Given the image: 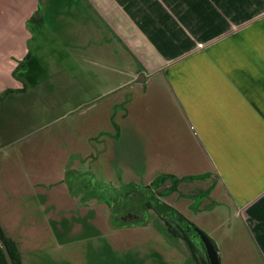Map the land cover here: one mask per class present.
<instances>
[{
  "label": "crops",
  "instance_id": "0c3cea01",
  "mask_svg": "<svg viewBox=\"0 0 264 264\" xmlns=\"http://www.w3.org/2000/svg\"><path fill=\"white\" fill-rule=\"evenodd\" d=\"M44 1L37 0L34 13L21 20L18 45H3L0 37V64L6 54L12 55V66L29 55L25 65L34 69L31 75L41 74L29 79L5 76L0 83V93L27 87L0 102V197L14 196L2 190V169H11L12 161L22 179L21 198L30 192L32 197H52L53 181L45 182V170L30 173L20 163L22 149L43 138L58 119L89 106L85 101L88 94L93 97L90 92L96 93L93 103L124 87L145 88L149 80L129 82L127 70L133 66L153 72L150 78L165 73L231 208L208 237L225 262L239 258V264H254L241 242L228 241L237 240L242 231L264 264V0ZM47 73L55 85L57 78L71 89L55 106L49 88H37L51 85ZM129 91L109 107L110 131L104 133H113L111 120L121 132L120 119L134 113L129 106L138 93Z\"/></svg>",
  "mask_w": 264,
  "mask_h": 264
},
{
  "label": "rangeland",
  "instance_id": "374dc122",
  "mask_svg": "<svg viewBox=\"0 0 264 264\" xmlns=\"http://www.w3.org/2000/svg\"><path fill=\"white\" fill-rule=\"evenodd\" d=\"M40 2L45 4L44 0ZM37 5V0H0L3 45L8 41L12 46L18 45L23 36L20 22L32 15ZM30 25L27 24L29 29ZM10 27H14L16 33H9ZM9 52L12 53V49ZM6 57L5 63L0 64V74L4 75V79L0 75V83L5 76L10 79L15 74L28 79L41 75L38 72L31 75L34 69L25 65L28 59L24 56L15 62V66L10 62L12 55L6 54ZM133 67L127 70L129 82L138 77L143 83L149 80L145 88L116 87L124 88L93 103L96 93L87 91L93 95L86 97L85 105L89 106L58 119L54 126H48L46 130L49 132L43 138L31 141L34 144L22 149L20 163H26L30 173L45 170L44 174L48 176L45 182L53 181L52 197H32L30 192V197L21 198L22 186L19 188V184L22 179L16 168L17 162L10 159L12 168L3 167L2 190L14 196L0 197V228L4 237L15 244L22 264H192L186 258L185 246L177 242L174 247L173 241L163 235L162 226L157 224L153 215H150L148 227L133 225L113 230L106 221L107 214L102 213L104 206L76 207L73 199L65 194L63 178L59 177L63 174L61 165L67 159L73 160L76 170L94 169L97 172L95 184L100 188L127 183L145 187L151 180L157 181L161 185L160 200L206 234L213 232L230 216L231 208L222 180L213 169L208 152L187 123L176 87L165 79V73L150 78L153 72ZM46 78L51 85L37 88L48 87L53 93L52 105L55 106L59 96L70 94V85H61L62 81L57 78L55 82L58 84L55 85L51 73H47ZM30 88L35 91L36 87ZM102 89L107 91L105 87ZM129 90L138 93L129 106L135 111L125 121L120 119L119 138L116 146L111 145L108 136L100 133L110 131L108 109L130 93ZM170 183L176 190L166 188ZM21 209L25 212H20ZM62 222H66L68 231L62 230ZM236 222L233 220L231 224L239 227ZM210 236L213 238L212 233ZM233 239L227 240L241 242L246 254L254 258L253 263L261 264L254 245L242 231L237 240ZM217 253L220 264H230L224 261L220 252ZM232 262L239 264L240 260L233 259Z\"/></svg>",
  "mask_w": 264,
  "mask_h": 264
},
{
  "label": "flooded vegetation",
  "instance_id": "af4514ba",
  "mask_svg": "<svg viewBox=\"0 0 264 264\" xmlns=\"http://www.w3.org/2000/svg\"><path fill=\"white\" fill-rule=\"evenodd\" d=\"M111 122L113 133L102 132L100 135L108 136L111 140L110 144L116 146L120 130L118 125L114 124L112 120ZM72 161L69 160L65 166L62 185L65 187V194L73 199L76 207L86 209L104 206L102 213L107 214L106 221L109 228L113 230L133 225L148 227L150 215H153L157 219V224L162 226L163 235L173 241L174 247L177 246V242L185 246L188 253L187 260L189 259L192 264H209L200 236L204 235L208 238L216 250L212 240L197 225L160 200L161 185H158L157 181L151 180L145 187L127 183L114 186L104 185L100 188L95 184L97 172L94 169L76 170ZM166 188L176 190V187L171 183L166 185ZM148 202H151V207H148ZM60 225H62L63 231H68L66 222H62ZM156 257L157 255L154 258Z\"/></svg>",
  "mask_w": 264,
  "mask_h": 264
},
{
  "label": "trees",
  "instance_id": "16d2710c",
  "mask_svg": "<svg viewBox=\"0 0 264 264\" xmlns=\"http://www.w3.org/2000/svg\"><path fill=\"white\" fill-rule=\"evenodd\" d=\"M28 58H29V55H25V59L27 60ZM19 66L22 67L23 64H22V66H21V64ZM25 89H26V86L23 84V88L20 89V90H12V89H10V90H6L5 92H2V94L0 95V102L2 100H4V98L7 96L8 93H12V92H24ZM151 206H152L151 202H148V207H151ZM0 237L2 238V240L4 241V243L6 244L7 249H8V252H9L11 258H12L13 263L14 264H22L21 261H20V259H19V255L17 253V249L15 247V244L13 242L7 240L4 237L1 228H0ZM0 264H7L6 261H5V258H4V255H3V252H2L1 249H0Z\"/></svg>",
  "mask_w": 264,
  "mask_h": 264
},
{
  "label": "water",
  "instance_id": "95a60500",
  "mask_svg": "<svg viewBox=\"0 0 264 264\" xmlns=\"http://www.w3.org/2000/svg\"><path fill=\"white\" fill-rule=\"evenodd\" d=\"M200 237H201V240L203 242L209 264H220L217 252H216L214 246L212 245V243L204 235H201ZM0 249L3 252L6 263L7 264H14L10 254L8 252L7 246L1 237H0Z\"/></svg>",
  "mask_w": 264,
  "mask_h": 264
}]
</instances>
